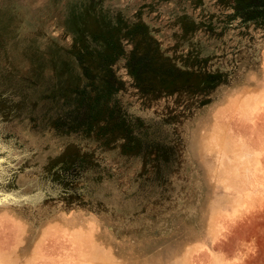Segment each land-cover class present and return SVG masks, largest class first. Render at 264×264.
<instances>
[{"label":"rangeland","instance_id":"obj_1","mask_svg":"<svg viewBox=\"0 0 264 264\" xmlns=\"http://www.w3.org/2000/svg\"><path fill=\"white\" fill-rule=\"evenodd\" d=\"M0 264H264V0H0Z\"/></svg>","mask_w":264,"mask_h":264}]
</instances>
